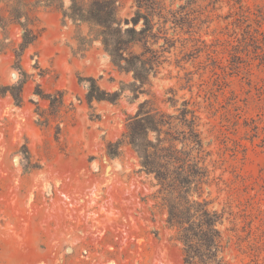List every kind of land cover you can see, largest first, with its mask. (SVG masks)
Returning <instances> with one entry per match:
<instances>
[{"label":"rangeland","instance_id":"obj_1","mask_svg":"<svg viewBox=\"0 0 264 264\" xmlns=\"http://www.w3.org/2000/svg\"><path fill=\"white\" fill-rule=\"evenodd\" d=\"M118 2L128 17L134 0ZM201 4L208 46L198 43L202 52L183 67L176 64L178 48L152 79V95L136 102L132 75L115 68L100 42L89 45L88 26L64 23L60 10L42 3L45 33L22 60L31 77L18 107L1 90L19 80L13 65L23 31L17 24L0 28V264H184L182 244L154 207L152 179L138 154L127 144L118 156L116 147L107 148L146 98L170 114L187 102L200 118L210 160L219 163L206 192L216 208L231 202L245 214L240 230L245 227V237L251 232L244 243L226 232V257L264 264V0L242 3L261 22L253 24L260 30L253 39L242 36L246 25L236 21L234 1ZM80 75L110 92L124 82L126 91L117 105L94 103L91 110ZM39 86L46 94L63 92L74 111L58 114L56 104L50 114V102L35 95ZM45 119L49 125H40Z\"/></svg>","mask_w":264,"mask_h":264},{"label":"trees","instance_id":"obj_2","mask_svg":"<svg viewBox=\"0 0 264 264\" xmlns=\"http://www.w3.org/2000/svg\"><path fill=\"white\" fill-rule=\"evenodd\" d=\"M202 1L208 0H134L132 12L123 18L118 0H70L68 8L64 0H0V28L7 30L17 24L23 31L13 65L19 80L2 88L1 93H10L18 107L23 105L24 88L31 75L24 69L22 60L45 33L39 16L41 4L45 3L46 8L62 12L64 23L70 20L76 26L87 25L89 45L100 42L115 68L122 74L132 75L133 82L128 85L133 95L131 101L151 96L152 79L171 62L178 48L182 58L176 64L183 67V63L202 52L198 43L208 46L201 38L208 23ZM221 1L211 0V4ZM231 1L239 6L236 21L246 25L242 36L256 38L260 30L253 24L261 23L258 15L244 7L243 0ZM79 83L87 88L86 99L91 110L95 102L117 105L127 86L121 82L119 90L110 92L100 86L97 78L81 75ZM35 95L50 102V114L56 104L58 114L75 109L74 104L67 105L61 91L46 94L39 86ZM174 107L176 113L170 114L154 100L144 99L136 114L127 120L121 139L108 143L107 148L116 147L118 156L127 144L138 154L141 171L152 179L155 190L150 197L154 207L166 214L168 228L182 244L184 264H232L226 257V232L243 243L250 239L251 232L245 237V227L240 230L239 220L246 215L235 211L231 202L221 209L214 206L215 199L206 188L216 182L213 173L219 163L210 160L212 152L200 130V118L189 110V104L184 102L182 107ZM35 112L42 118L39 107ZM49 122L45 119L40 125L47 126ZM227 223L232 227L225 228ZM252 223L246 222L250 227Z\"/></svg>","mask_w":264,"mask_h":264},{"label":"crops","instance_id":"obj_3","mask_svg":"<svg viewBox=\"0 0 264 264\" xmlns=\"http://www.w3.org/2000/svg\"><path fill=\"white\" fill-rule=\"evenodd\" d=\"M122 74V73H121ZM127 75V74H126ZM28 84V83H27ZM95 103H97V102H95ZM102 103V102H101Z\"/></svg>","mask_w":264,"mask_h":264}]
</instances>
